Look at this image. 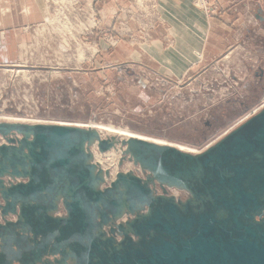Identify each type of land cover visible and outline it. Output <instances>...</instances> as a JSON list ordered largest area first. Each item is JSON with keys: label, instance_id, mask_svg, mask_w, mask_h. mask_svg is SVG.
<instances>
[{"label": "water", "instance_id": "obj_1", "mask_svg": "<svg viewBox=\"0 0 264 264\" xmlns=\"http://www.w3.org/2000/svg\"><path fill=\"white\" fill-rule=\"evenodd\" d=\"M118 145L143 176L108 184ZM0 264H264V109L198 154L0 123Z\"/></svg>", "mask_w": 264, "mask_h": 264}, {"label": "rangeland", "instance_id": "obj_2", "mask_svg": "<svg viewBox=\"0 0 264 264\" xmlns=\"http://www.w3.org/2000/svg\"><path fill=\"white\" fill-rule=\"evenodd\" d=\"M12 3L0 9V34H7L0 47V123L113 125L198 154L264 109V31L258 26L218 61L177 79L116 62L119 49L132 53L150 41L155 0ZM212 8L210 17L218 14ZM118 168L137 169L128 159Z\"/></svg>", "mask_w": 264, "mask_h": 264}, {"label": "crops", "instance_id": "obj_3", "mask_svg": "<svg viewBox=\"0 0 264 264\" xmlns=\"http://www.w3.org/2000/svg\"><path fill=\"white\" fill-rule=\"evenodd\" d=\"M7 2L13 4L12 0H0V9L7 6ZM155 2L157 11L149 31L150 41L132 53L119 49L116 62L132 63L149 70H165L179 79L184 77L185 71L203 69L207 63L218 61L245 43L256 32L253 27L258 26L264 31V0H210L212 6L218 8L214 17L195 7L194 0ZM24 10L20 14L28 18V10ZM1 12L5 16L7 11ZM106 19L114 21L109 13ZM6 36L4 32L0 34V47L7 42ZM197 54H201L203 59H198ZM4 60L0 52V63Z\"/></svg>", "mask_w": 264, "mask_h": 264}, {"label": "bare ground", "instance_id": "obj_4", "mask_svg": "<svg viewBox=\"0 0 264 264\" xmlns=\"http://www.w3.org/2000/svg\"><path fill=\"white\" fill-rule=\"evenodd\" d=\"M20 121H23V122H20ZM9 123L27 124L24 120H20V119H9ZM28 124H44V123H41L39 121H37V122L34 121L31 123L29 122ZM47 124H49V123H47ZM53 124H57V123H53ZM58 125L74 126V127H80V128H93V129L100 131L103 138L116 137V138H119L120 140L139 138V139L149 141L152 143H156L159 145L172 146V147H174L180 151L186 152V153H192V154L194 153L192 151H189V149L187 150V148H184L182 146H178V145L169 143V142L164 141V140L155 139L152 137L140 135V134L134 133L130 130L115 127L113 125H104V124H97V123H92L90 125L87 124L88 126L87 125L86 126L85 125H79V124H77V125L72 124L71 125V124H65V123H58ZM92 149H93L92 152L94 154L95 163L99 164L100 167L104 171L110 172L111 179H110L109 183H111V181H113L116 178V175L119 173L118 172V170H119L118 165L120 164L121 159L124 157L123 155H124L125 148H122L120 145H118L117 148L112 149L109 152H106L104 154L100 153L98 151L97 147H93ZM107 182H108V180H107Z\"/></svg>", "mask_w": 264, "mask_h": 264}, {"label": "built area", "instance_id": "obj_5", "mask_svg": "<svg viewBox=\"0 0 264 264\" xmlns=\"http://www.w3.org/2000/svg\"><path fill=\"white\" fill-rule=\"evenodd\" d=\"M194 4H195V6L197 8L201 9L202 11H204L207 16H209V14L211 12H213V8L209 4L208 0H194ZM135 173L138 174L139 176L143 175V173L141 172V170L139 168L136 169Z\"/></svg>", "mask_w": 264, "mask_h": 264}]
</instances>
